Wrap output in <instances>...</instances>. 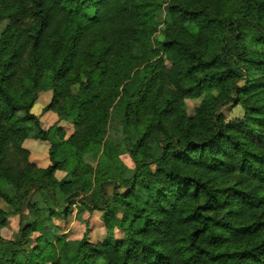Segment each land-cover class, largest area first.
<instances>
[{
    "label": "trees",
    "instance_id": "16d2710c",
    "mask_svg": "<svg viewBox=\"0 0 264 264\" xmlns=\"http://www.w3.org/2000/svg\"><path fill=\"white\" fill-rule=\"evenodd\" d=\"M3 22L0 264H264V0H0ZM48 92L68 137L31 113ZM75 205L104 239L47 237Z\"/></svg>",
    "mask_w": 264,
    "mask_h": 264
},
{
    "label": "rangeland",
    "instance_id": "374dc122",
    "mask_svg": "<svg viewBox=\"0 0 264 264\" xmlns=\"http://www.w3.org/2000/svg\"><path fill=\"white\" fill-rule=\"evenodd\" d=\"M165 4H168L170 0H163ZM166 12L162 11L158 14L156 21L159 23L158 32L155 34V40L163 36L164 32V21H165ZM7 23L3 22L0 25V34L6 27ZM51 94L42 93L40 94L37 102L31 109V113L35 116L40 117L42 127L48 129L52 125L59 124L58 126L62 127L65 131L66 137L72 134L73 126L70 122H59L57 116L52 112H44V108L50 102ZM199 104V101H187L188 113L192 114L193 109ZM222 114L225 117L227 122H231L236 119H240L243 116V112L239 107L230 105L222 109ZM49 144L47 142H42L39 140L28 139L23 142L22 148L27 151V161L32 164L33 167L38 169H45L50 165L48 151ZM122 162L129 168H132L133 165L131 161L125 156L122 157ZM24 162V161H23ZM85 162L91 166L96 165V160L92 156H86ZM30 201H38L42 204L45 202L41 194L33 190L29 196ZM0 208L4 209L6 212L11 211V207L6 205L2 200H0ZM78 205H75L71 211V214L67 219L54 218L48 224L47 237L50 240L66 234L69 240H80L83 237L84 231L87 229L89 231L88 238L91 242L96 243L105 238L106 230L101 224L99 213L95 212L92 216L85 212L81 219L77 217ZM30 220V216L27 212H24L23 222L27 224ZM86 224L88 227L86 228ZM18 218L10 225V227L0 229V237L13 241L18 230ZM121 236L120 233H116V238ZM35 238V236L33 237Z\"/></svg>",
    "mask_w": 264,
    "mask_h": 264
}]
</instances>
